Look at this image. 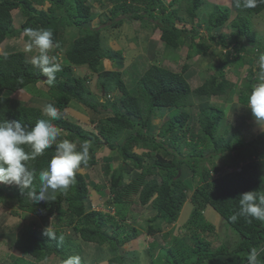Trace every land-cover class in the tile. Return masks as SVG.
<instances>
[{"label":"trees","instance_id":"1","mask_svg":"<svg viewBox=\"0 0 264 264\" xmlns=\"http://www.w3.org/2000/svg\"><path fill=\"white\" fill-rule=\"evenodd\" d=\"M106 1L110 8L102 14V26L95 28L91 24L97 16L93 14L94 6L102 7ZM184 2L185 17L189 20L197 18L201 22L202 15L199 16L197 11L204 0H173L170 4L172 10L162 0H0V45L7 39L22 37L27 40L24 36L26 28H47L53 32L54 43L60 45L54 47L53 56L58 59L62 55L65 59L64 64L59 63L61 70L56 73L55 82L49 85L39 69L31 65L25 52L18 50L0 54V121L18 120L31 128L39 119L50 120L60 130L58 142L64 139L73 141L77 144V151H81L80 146L86 142L90 145L88 163L81 165L74 183L66 193L57 191L48 202L32 204L27 197V189L22 191L15 185L11 188L0 185V206L14 209L12 215L21 212L38 219V223L25 224L11 241L18 255H8L10 264H43L54 258L59 264H64L72 255H79L81 264H88L85 258L89 254L87 249L92 251V257L99 258L94 259V264H99L102 258L107 264H128L123 256L129 257L132 251L122 252L121 249L131 245L128 242L138 235L136 228L129 226L127 218L133 197L139 205L149 207L152 212L143 220L144 225L140 229L151 237L144 250L161 249L157 258L159 260L163 256L164 264H248V255L253 248L259 253L260 264H264V252L260 251L264 249V223L256 219L248 222V218L239 215L235 221L231 220L239 213L240 194L247 191L264 194L251 164L257 156L264 170V153L257 149L264 133L257 137V142L252 140L241 144L238 139L240 129L233 131V121L227 117V102L223 106L210 103L198 110L187 109L193 97L199 101L223 97L227 100L231 92L237 90L227 79V70L236 71L254 64L249 59L247 47L264 53V41L255 39L250 23L253 17L264 12V3L252 9L235 7L236 16L230 22L233 30L230 35H209L208 41L204 38L198 41L196 31L200 23L184 37L187 30H178L174 26V20H181L177 16V7ZM46 4L47 8L43 9ZM14 11L25 19L18 27L13 24L11 13ZM146 16L148 20L158 19V25L149 24L145 21ZM229 16L228 9L213 6L205 16L208 34L224 27ZM125 20L139 23L142 28L151 27L152 32L157 31L162 49L170 54L188 42L194 54L188 50L186 60L193 55L205 56L214 42L221 50L228 51L219 50L218 56L222 57L215 66L217 73L195 90L191 89L190 80L185 78V74L191 77L189 65L183 63L179 72L171 71L159 64L160 54L157 52L152 64L142 55L130 58L134 63H140V73L132 83H127L124 71H119L121 60H124L122 50H112L104 42L106 32L120 28ZM69 29L76 32L68 34ZM188 34L195 36L189 37ZM105 58L116 70H104ZM254 58L258 59L257 56ZM74 67H86L87 72L73 78ZM257 69L259 73L258 65ZM90 74L96 75L95 90L98 94L90 90ZM256 77L252 74L249 83L239 88L236 95L233 93L237 100L235 106L243 118H253L246 103L253 85L258 83ZM37 84L46 88V94L41 93ZM32 85L39 91L35 96L45 98L60 110L61 119L51 120L33 98L32 105L11 99L13 93L26 91ZM116 92L117 97L110 100ZM71 102L81 105L95 132L64 119V110ZM158 111H165L168 116L156 134H151V122L157 118ZM193 122L197 128H193ZM25 148L30 151L28 146ZM99 151L104 152V156L97 163ZM225 153L232 154L234 164L249 162L241 167L240 172L213 179V174L220 171L213 158ZM55 154L53 145L42 156L28 162L29 167L36 170L34 184L37 191L39 172L47 169ZM113 159L120 161L116 168L111 165ZM98 165H102L108 186L90 189L92 181H88L91 178L89 174ZM254 165L258 164L255 162ZM183 173L187 174L188 180L183 178ZM91 191L99 196L96 202L90 200ZM187 200L192 207L184 223L183 236L161 233L178 220ZM207 207L214 209L235 232L237 242L232 245L220 243L211 248V243L204 239L214 232L212 224L203 215ZM102 208L106 211L103 212ZM50 226V231L56 234L55 239L44 234ZM123 231L125 235H121ZM61 234L63 242H59ZM118 237L123 243L117 242ZM104 245L108 252L101 254Z\"/></svg>","mask_w":264,"mask_h":264},{"label":"rangeland","instance_id":"2","mask_svg":"<svg viewBox=\"0 0 264 264\" xmlns=\"http://www.w3.org/2000/svg\"><path fill=\"white\" fill-rule=\"evenodd\" d=\"M104 1V0H103ZM163 4L170 8V4L173 2V0H162ZM47 4L43 6V9L47 8ZM185 6L186 3H182L179 5L177 8V16L181 18V20H174V26L178 30H184V28L187 30L186 33H183V37L189 33L191 29H195L197 25L200 23V27L197 30V40L202 41V38L206 39L208 41L209 35L217 36L218 34H225V35H230L233 30L230 27V22L233 21V19L236 16L235 12V4L233 0H204L203 5L198 9V15H202L201 22L197 18L194 20H189L188 18L185 17ZM213 6H218L221 8L228 9L230 12L229 19L227 23L224 25V27L219 28L217 30H214L211 32V34L207 32V28L205 25L207 24V18L205 17L213 8ZM107 8L109 7V3H107L102 7H99L98 5L94 6L93 9V14L95 19L92 21V26L95 25L97 27L95 28H100L101 25V19L102 14L105 12H108ZM170 10H172L170 8ZM159 14L160 13L156 12ZM12 19H13V24L14 26L18 27L20 26L24 21V17H22L18 12H12ZM101 14V15H100ZM100 15V16H99ZM143 15V14H142ZM145 16V15H144ZM183 18V19H182ZM100 21V24H99ZM126 21V20H125ZM145 21L149 22V24L153 25H158V19L157 20H148V16L145 17ZM153 22V23H152ZM250 23L252 24V32L255 35V39L257 41H264V12L260 14L259 16H255L250 20ZM68 34L70 33H75L76 30L74 29H69L67 30ZM190 35L189 37L195 36L193 34H188ZM106 40H104L105 45L109 46L111 49L113 48H125V52L128 54L127 59H124L122 62V66L124 64L131 65V70L127 71L124 73V79L127 83H132L134 79L137 77L139 70L140 69V63L137 64L136 62L134 63L133 59H130V57H135L138 53L144 54L147 56H151L157 53L160 54V58L157 59L159 61V64H161L163 67L170 69L171 71L174 72H179L180 67L183 63H187L189 65V71L191 74V77L189 78L185 74V78L187 81L190 82V87L192 90H195L197 86L201 85L204 80H207L209 77L212 75H215L217 73L215 66L217 65L218 61L221 59L222 56H218V53L221 50L219 47H217L216 43L214 42L212 45L211 51H208V53L205 56L202 55H193L190 57V59L186 60V55L189 54H194L193 53V48L189 49V43H185L183 46H181L177 51L173 53H168L162 49L161 42L158 39L159 34L156 32H152L151 27H141L139 26V23H132L131 21H126L120 28H113L110 29L109 31L106 32ZM72 37V36H71ZM69 36H66V39H68ZM8 40V39H7ZM4 41L0 45V54L3 52L7 51H23L26 53V57L28 60H31L32 57L36 56L38 54L37 50L33 48L31 52H26V41L22 37L12 39L10 41ZM123 42V44H122ZM131 45L132 48L129 46ZM123 46V47H122ZM189 50V51H188ZM220 50V51H219ZM53 51L54 48L49 50L50 56H53ZM226 51V50H225ZM224 51V52H225ZM247 51L249 52V55L251 58V62L254 64H250V66L246 65L243 68H237L235 71L234 69L229 68L227 71V79L234 84V89L239 90V88L244 87L246 84L249 83V80L251 78V75L253 74L254 76H258V69H257V60L254 57L259 56V51L254 50L252 47H247ZM254 51V52H253ZM223 52V53H224ZM222 54V53H221ZM217 55V56H216ZM60 58L64 56H59ZM218 57V58H216ZM56 59L57 63H60L63 61V59ZM105 61H108L107 67H110L112 70H116L115 66H111L109 60L105 58ZM104 61V62H105ZM150 63H154V58L150 59ZM149 64V63H148ZM84 72H87L84 67H76L74 69V72L72 73L73 78H75L77 75H82ZM91 75V74H90ZM92 78H95L96 75H91ZM96 84V82H94ZM39 90H41L42 94H46V88L42 84H37L36 85ZM28 90L32 92H27ZM237 90H233L234 92H231L232 95L228 96V99L225 100V97L223 98H218V99H210V100H194L192 99V104L187 108L189 110H198L199 108H202L206 106L207 104H213V105H219L223 106L224 104L228 103L229 109L227 110V117L229 120L233 121V131L236 129H240V133L242 136L249 137L250 140H253V142H257L258 140L256 137V134H262L264 132V125L258 124L254 118L246 117L243 118L239 115L238 112L239 109L235 106L236 104V97L235 95L237 94ZM37 90L34 89V86H30L26 91H20L17 93H13L10 97L11 99L15 101H20L23 102L27 105H32V99L34 100L38 99L36 101L37 105L41 103V105H45L48 103V100L45 98H39ZM235 93V95L233 94ZM98 94V92H97ZM113 99L115 97L113 96ZM42 101V102H41ZM227 102V103H226ZM81 105L77 102H71L69 105L68 110L71 112H77V113H83L86 114L85 112H82L81 110ZM235 109V110H234ZM65 112V115H67V112ZM159 112V111H158ZM157 113V118L152 120V130L151 134H156L158 131L159 126L161 123L164 121V119L167 118V114H165V111ZM69 113V112H68ZM195 118V115L192 116ZM67 118V117H66ZM65 119V118H64ZM68 121V120H67ZM71 121V120H70ZM193 128H197V124L195 122L192 123ZM225 127V126H223ZM89 130H94L93 127L89 128ZM95 132V131H94ZM260 140V146L258 145V151L261 152L263 151L264 153V134L262 137L259 139ZM230 142H233V140L230 139ZM137 153L139 152L138 150L136 151ZM169 152V151H168ZM106 153V152H105ZM117 155V154H116ZM104 156V152L99 151L96 155L97 163H100V158ZM117 157V156H115ZM171 159V157H169ZM260 159L257 156L254 157L252 160L253 166H254V172H255V178L259 179L258 181L261 182L263 188H264V170L261 168L259 162L257 160ZM214 164L220 168V171L217 174H213L212 178L216 179L217 177H221L227 174H231L233 172L239 171L242 167V164H234V157L232 156L231 153H225L224 155L218 157V158H213ZM258 165H254V163ZM120 161L117 159H113V162L111 163L112 167L116 168L119 165ZM264 168V167H263ZM90 177L88 181H92L90 183V189L95 187L96 189H104L107 187V179L104 178L103 171H102V165H98L96 169H94V172H90ZM183 178L185 180H188V176L186 173H183ZM3 187H9L11 188L13 185H2ZM90 200L92 202H96L99 200V196L96 192L91 191L90 192ZM101 200V199H100ZM130 207L131 209L128 212L127 218L128 221L130 222L129 226H133L136 228L138 231V235L135 236L133 240H131L130 243L131 245H125L122 247L121 250L124 251H132V253L129 254V257H127L126 254H124V258L126 259L128 264H164L163 262V254L160 255V259L158 260L157 256H159L161 249L158 247L154 248L150 252H145L147 245L150 242L151 237L145 235L140 231L141 226L144 225L145 219H147L150 214H152L151 210L147 206H142L137 203L136 197H133L130 201ZM192 205L187 202L182 208V211L180 213V216L176 222L171 224L168 227H165L161 233L164 232H172L174 235H179L183 236L182 234L185 232V226L184 223L186 219L189 216V212L191 210ZM96 209V208H95ZM105 210L106 209H103ZM14 212V209L8 208L6 206H0V264H10V261L8 259V255L10 254H15L18 255V253L14 250L13 245L11 244V241H14L16 236L20 233L22 230V227L25 224L29 223H38L37 217H34L32 215H29L27 213H21L19 212L16 215H12ZM206 219V221L210 224H212L213 233L211 235L206 236L204 238L206 241H209L211 243V248L216 247L220 243H226L229 245L234 244V242L238 241V236L235 234V232L229 228L225 222L221 219V217L214 211V209L207 207L205 209V212L203 214ZM144 220V221H143ZM143 222V223H142ZM66 232L69 233V231L65 230ZM126 231V230H125ZM108 234V233H107ZM218 234V235H217ZM125 235L124 231L123 234ZM205 236L206 234H202V236ZM117 242H121L122 238H117ZM115 240V241H116ZM123 243V241H122ZM108 247L104 245L101 248V254L108 252ZM145 249V250H144ZM86 250V249H85ZM89 252V254L85 255L86 262L88 264H94L95 260H97L94 257H92L91 253L92 251L86 250ZM85 251V252H86ZM134 251V252H133ZM155 251V253H154ZM111 255L112 254V251ZM120 254V253H119ZM98 256V255H97ZM95 259V260H94ZM99 259V258H98ZM105 259H101V263L99 264H105L104 262ZM103 262V263H102ZM43 264H59L58 259L54 258L49 262H44Z\"/></svg>","mask_w":264,"mask_h":264},{"label":"clouds","instance_id":"3","mask_svg":"<svg viewBox=\"0 0 264 264\" xmlns=\"http://www.w3.org/2000/svg\"><path fill=\"white\" fill-rule=\"evenodd\" d=\"M233 2L236 8L252 9L256 8L259 3H264V0H233ZM24 36L27 37L25 51L31 52L35 48L38 52V55L31 58V65L39 69L49 85L53 84L56 80V73L61 70V67L56 62V58L49 55L50 49L60 46L58 42L54 43L52 30L29 27L24 30ZM229 50L231 51V49ZM257 65L259 67L256 77L258 83L253 85L247 97L246 106L250 109L255 121L264 125V53L260 52ZM110 100H114L113 97ZM103 101L104 99H102ZM42 111L51 120L62 118L60 110L53 103L45 104ZM262 134H256V137ZM59 136L60 130L50 120L39 119L31 128L18 120L0 121V185H15L22 191L27 189V197L32 204L48 202L57 191L66 193L74 183L81 165H87L90 145L86 142L80 146L82 150L77 151L75 142L67 139L58 142ZM238 136L241 144H245V141H252L249 137L241 134ZM53 145H55L56 154L49 161L47 169L39 172L37 191L34 184L36 170L30 168L28 162L42 156ZM25 146H28L30 151L26 150ZM260 160L258 159L257 162ZM248 162L235 164L240 163L243 167ZM240 171L241 169L236 172ZM239 206V213L231 217L232 221H235L239 215L248 218V222H251V219H256L264 223V194L257 195L255 191L244 192L240 194ZM50 228L51 226L46 228L44 234L55 239L56 234L50 231ZM63 240L64 236L61 234L59 242H63ZM260 251L264 252V249ZM120 254H122L121 251ZM258 256L257 249H251L248 255V264H260ZM104 262L107 264L106 260ZM64 264H81V257L79 255L69 256Z\"/></svg>","mask_w":264,"mask_h":264},{"label":"crops","instance_id":"4","mask_svg":"<svg viewBox=\"0 0 264 264\" xmlns=\"http://www.w3.org/2000/svg\"><path fill=\"white\" fill-rule=\"evenodd\" d=\"M93 26H95V25H93ZM95 27H97V26H95ZM122 44H123V42H122ZM123 47V46H122ZM130 48H132L131 47V45L129 46ZM120 50H122V52H123V54H122V57L124 58V59H127V57H128V54L124 51L125 50V48H119ZM118 48H113L112 47V50H119ZM54 52V51H53ZM50 53V52H49ZM50 55V54H49ZM138 55L140 56V55H142V56H144V57H142L143 59H146V60H148L149 61V63H150V59H152V58H155V54L154 55H151V56H147V55H144V54H140V53H138ZM59 56H62V55H59ZM58 56V60H60L61 58ZM135 57H137V55H135ZM64 58V57H63ZM62 58V59H63ZM131 58V57H130ZM110 62V61H109ZM64 64L65 63V59H63V61L61 62V64ZM107 64H108V61H105L104 62V70H112L110 67H107ZM110 65L112 66V64H111V62H110ZM131 65H127V64H124V66H122L120 69H119V71H121V72H123L124 71V73H126L127 71H129V70H131V67H130ZM76 67H74L73 68V72H74V69H75ZM79 68V67H78ZM84 69H86V67H84ZM87 70V69H86ZM72 72V73H73ZM86 72H84L83 74H85ZM89 79H90V82H91V80H92V82L90 83L89 82V84H90V90L91 91H93V92H95V93H97V91L95 90V78H91V76H89ZM117 94H118V92H116V93H114V97H117ZM34 101H38V99H36V100H34ZM42 102V101H41ZM37 106H39V107H41V108H43V105H41V103L40 104H38ZM82 112H84L83 111V108L81 107V109H80ZM64 111H66L67 112V115H65V119L66 120H68V121H70V122H72V123H75V124H79L83 129H85V130H87V131H90L89 130V128H91L92 127V125H91V123H90V121H89V117L86 115V114H83V113H75V112H71V111H69L68 110V108L67 109H65ZM69 112V113H68ZM67 117V118H66ZM92 131H94V130H92ZM94 192V191H93Z\"/></svg>","mask_w":264,"mask_h":264},{"label":"water","instance_id":"5","mask_svg":"<svg viewBox=\"0 0 264 264\" xmlns=\"http://www.w3.org/2000/svg\"><path fill=\"white\" fill-rule=\"evenodd\" d=\"M45 80V79H44ZM103 94V93H102Z\"/></svg>","mask_w":264,"mask_h":264}]
</instances>
